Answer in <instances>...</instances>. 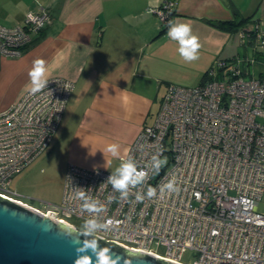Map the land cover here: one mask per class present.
I'll use <instances>...</instances> for the list:
<instances>
[{"label": "built area", "instance_id": "2783aa9c", "mask_svg": "<svg viewBox=\"0 0 264 264\" xmlns=\"http://www.w3.org/2000/svg\"><path fill=\"white\" fill-rule=\"evenodd\" d=\"M173 8L165 0L153 11L160 24ZM48 23L40 10L0 25V57H18ZM236 32L254 49L264 46V21ZM73 88L49 78L0 111V196L174 263L188 264L182 256L190 252L191 264H264V59L221 58L195 86L167 84L155 117L121 159L125 171L68 165L60 204L41 210L7 187L46 150Z\"/></svg>", "mask_w": 264, "mask_h": 264}, {"label": "crops", "instance_id": "0c3cea01", "mask_svg": "<svg viewBox=\"0 0 264 264\" xmlns=\"http://www.w3.org/2000/svg\"><path fill=\"white\" fill-rule=\"evenodd\" d=\"M163 1L0 0L4 27L27 13L49 16L18 57H0V111L44 80H71L49 155H59L65 170L122 174L121 159L152 121L167 84L197 85L221 58L262 57L239 38L236 24L264 21V0H174V15L161 31L146 7Z\"/></svg>", "mask_w": 264, "mask_h": 264}, {"label": "water", "instance_id": "95a60500", "mask_svg": "<svg viewBox=\"0 0 264 264\" xmlns=\"http://www.w3.org/2000/svg\"><path fill=\"white\" fill-rule=\"evenodd\" d=\"M0 264H178L81 232L0 196Z\"/></svg>", "mask_w": 264, "mask_h": 264}, {"label": "rangeland", "instance_id": "374dc122", "mask_svg": "<svg viewBox=\"0 0 264 264\" xmlns=\"http://www.w3.org/2000/svg\"><path fill=\"white\" fill-rule=\"evenodd\" d=\"M159 5L158 3L154 6H147L146 10L156 16L153 11ZM156 19L158 24H160L158 16H156ZM256 51L264 59V46H258ZM255 71H257L256 68ZM174 84L177 85V83ZM47 148L27 167L14 174L7 187V190L10 191L8 194L12 197H17L23 202L41 210H45L46 205L53 207L60 204L65 174V169L61 164L62 160H60L59 155H49ZM121 171L122 169H119L116 173H120ZM258 204L259 211L264 214V197ZM69 222L73 223L77 228H80V223L77 220L69 219ZM156 251L162 253V248H158ZM182 262L191 264L193 262L192 254L185 252L182 256Z\"/></svg>", "mask_w": 264, "mask_h": 264}, {"label": "trees", "instance_id": "16d2710c", "mask_svg": "<svg viewBox=\"0 0 264 264\" xmlns=\"http://www.w3.org/2000/svg\"><path fill=\"white\" fill-rule=\"evenodd\" d=\"M172 1H174V0H172ZM160 5H161V3H160ZM171 15L173 16L174 15V10L171 12ZM249 21V20H248ZM246 19H242L241 21H239L236 25L238 26V27H242V26H244L247 22H248ZM224 24H226V25H228L229 26V28H232V26H233V24L232 23H224ZM167 25H168V23H163V24H160V28H161V31L162 30H164L166 27H167ZM236 27V26H235ZM237 30H238V28H237ZM204 76V75H203Z\"/></svg>", "mask_w": 264, "mask_h": 264}]
</instances>
